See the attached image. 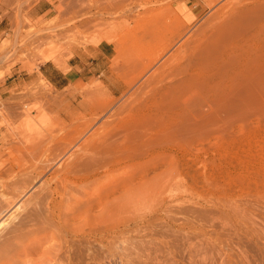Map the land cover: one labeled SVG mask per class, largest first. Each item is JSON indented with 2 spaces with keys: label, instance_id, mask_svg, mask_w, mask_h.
I'll list each match as a JSON object with an SVG mask.
<instances>
[{
  "label": "rangeland",
  "instance_id": "374dc122",
  "mask_svg": "<svg viewBox=\"0 0 264 264\" xmlns=\"http://www.w3.org/2000/svg\"><path fill=\"white\" fill-rule=\"evenodd\" d=\"M227 1L0 0V264H264V0ZM94 35L123 47L121 94L36 73L67 70ZM146 105L178 119L156 163L176 151L177 188L146 191L145 221L116 223L111 240L75 206L53 217L46 179Z\"/></svg>",
  "mask_w": 264,
  "mask_h": 264
},
{
  "label": "bare ground",
  "instance_id": "6f19581e",
  "mask_svg": "<svg viewBox=\"0 0 264 264\" xmlns=\"http://www.w3.org/2000/svg\"><path fill=\"white\" fill-rule=\"evenodd\" d=\"M229 1L230 0L227 2ZM246 16L249 17V15ZM246 16L243 18L247 20L248 18ZM243 20L242 23H246V20ZM235 30L233 33L234 35H236ZM226 34L227 33H225V35ZM208 35L210 36V34ZM194 55H198V53ZM199 55L201 56V54ZM150 107L151 106L146 105L145 111L143 110L144 107H142L143 111L126 115V117L123 118L124 120L120 119L119 121H114V124L112 123L105 129L92 131L78 146H76L77 148L69 154L70 157L72 156L70 161L64 164L62 163L59 168L55 169L52 176L46 179V190L50 195L48 210L53 217H57V220L62 219L63 216L60 213L62 207L75 206L79 211L76 210L74 213L79 212L82 215L85 213L87 214L86 216L90 217L87 222L94 220L98 225L103 223L106 224L103 231L107 232L111 240L114 236L113 233L116 223L129 225L131 221L137 223H143L145 221L146 191H165L166 188H171L170 190H173L172 188L174 187V189L177 188L176 178L178 179L179 166L177 162L179 161V156L175 153L176 151L168 152L169 154L163 152V154L169 155L171 158L170 163V159H167L168 157L164 159V161L167 159L168 162H166L170 164V166L168 165L169 168L167 167L168 169H166V166L164 169L162 165L161 169L160 165L158 166L156 163L160 161L161 163L163 162L164 157H162V159L160 158L162 156V151L164 149L167 151L165 145L171 141H175L174 132L178 131V127L174 129V126L176 127L175 122L178 119L174 113L172 116L176 118L174 119L175 122L173 121V123L171 121L172 124H170L172 127L168 122L167 124L170 126L166 128L167 124H161L163 120L161 121L158 118L161 123L157 122L158 120L156 121L157 110L154 111L155 109L153 110ZM163 116L162 114V117ZM173 117L170 115L169 118L173 119ZM162 119H165V116ZM153 120H155L156 123ZM166 120L169 121L165 119L164 122H167ZM168 127L176 131L172 130L170 132ZM166 135H168V137H165ZM173 142H171L172 145L174 144ZM172 148L174 147L172 146ZM65 149H67V147ZM65 149L62 147V151L59 150V154L57 153L59 157L64 156L66 153ZM159 153H161L160 157L156 158L159 156ZM54 158L55 157H53L52 160ZM43 183L41 182V184ZM41 186L43 187V185ZM46 190L41 195V200L47 198L48 193L45 194ZM117 191H119V193H117ZM44 195L47 196L45 197ZM97 208H100V210L98 209V211H96ZM124 227L125 225H123V228ZM99 230L98 226V228H95V231L91 232L95 234L97 232L100 233L101 231ZM82 233L83 232H81V235ZM87 234L89 235V233ZM100 235H102V233ZM103 235H105V233ZM93 237H95V235Z\"/></svg>",
  "mask_w": 264,
  "mask_h": 264
},
{
  "label": "crops",
  "instance_id": "0c3cea01",
  "mask_svg": "<svg viewBox=\"0 0 264 264\" xmlns=\"http://www.w3.org/2000/svg\"><path fill=\"white\" fill-rule=\"evenodd\" d=\"M34 8L37 11L43 9L40 3ZM4 29L5 27H0V34ZM122 48L117 40L106 41L94 35L90 46L83 50L78 49L76 62L68 65L67 70L55 65L52 61H45L38 65L36 73L43 76L56 89L65 88L75 79L86 82L97 78L109 92L119 95L126 88L125 82L113 67L111 58L119 54Z\"/></svg>",
  "mask_w": 264,
  "mask_h": 264
}]
</instances>
